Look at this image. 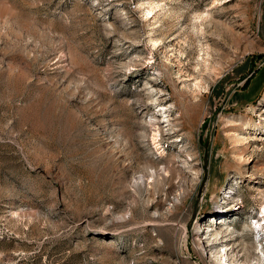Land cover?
<instances>
[{
    "label": "rangeland",
    "instance_id": "374dc122",
    "mask_svg": "<svg viewBox=\"0 0 264 264\" xmlns=\"http://www.w3.org/2000/svg\"><path fill=\"white\" fill-rule=\"evenodd\" d=\"M263 226L264 0H0V264H264Z\"/></svg>",
    "mask_w": 264,
    "mask_h": 264
},
{
    "label": "bare ground",
    "instance_id": "6f19581e",
    "mask_svg": "<svg viewBox=\"0 0 264 264\" xmlns=\"http://www.w3.org/2000/svg\"><path fill=\"white\" fill-rule=\"evenodd\" d=\"M200 84V83H199ZM198 84V85H199ZM198 89V88H197ZM200 89V88H199ZM165 112H166V110H165ZM169 114H167V116H168ZM168 121H171V119L170 118H168L167 119ZM171 122H169L168 124H170ZM172 130V129H171ZM173 131V130H172ZM168 171V170H167ZM256 224H258V226L259 225H262L261 224V222L259 221V219L257 220V223ZM201 227V226H200ZM264 227V226H263ZM203 229V228H202ZM263 229V228H262ZM233 231L231 230H229V232H227L226 234H224L223 233V235H219L220 236V238H219V236L218 235H215L214 237H215V239H214V244H220L221 242H224V244H222V247H224L223 249L224 250H219L218 252H216L215 253V255H219V253H220V261H224L223 260V257H225V261L226 262H229V264H233V256H230V249L233 247L232 245H231V243L232 242H228V241H232L233 240V236L231 235V233H232ZM207 234V233H206ZM211 236H212V234H211ZM223 237H225V238H223ZM207 238V237H206ZM204 241H205V238H204ZM213 245V244H212ZM217 246V245H216ZM212 251V250H211ZM222 251V252H221ZM235 262V261H234ZM235 264V263H234Z\"/></svg>",
    "mask_w": 264,
    "mask_h": 264
},
{
    "label": "trees",
    "instance_id": "16d2710c",
    "mask_svg": "<svg viewBox=\"0 0 264 264\" xmlns=\"http://www.w3.org/2000/svg\"><path fill=\"white\" fill-rule=\"evenodd\" d=\"M247 83H250V80H249V82L247 81Z\"/></svg>",
    "mask_w": 264,
    "mask_h": 264
}]
</instances>
